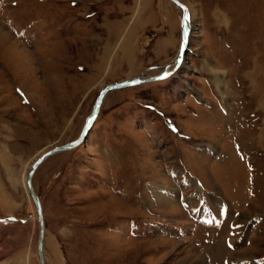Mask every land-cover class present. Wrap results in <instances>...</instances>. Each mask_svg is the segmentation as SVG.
I'll use <instances>...</instances> for the list:
<instances>
[{
    "label": "rangeland",
    "instance_id": "374dc122",
    "mask_svg": "<svg viewBox=\"0 0 264 264\" xmlns=\"http://www.w3.org/2000/svg\"><path fill=\"white\" fill-rule=\"evenodd\" d=\"M180 2L185 64L107 93L85 140L35 170L44 264H264V0ZM172 6L0 0V219L23 228L10 250L26 264H39L30 166L78 140L103 87L176 57Z\"/></svg>",
    "mask_w": 264,
    "mask_h": 264
},
{
    "label": "water",
    "instance_id": "95a60500",
    "mask_svg": "<svg viewBox=\"0 0 264 264\" xmlns=\"http://www.w3.org/2000/svg\"><path fill=\"white\" fill-rule=\"evenodd\" d=\"M170 1L177 8L181 9V13H182V20H181V25H180L181 26V28H180V44H179L178 52H177L176 57L166 66L167 68H169V67L171 68L173 66V69L171 71H168V72L165 69H163L162 72H160L159 74L154 75V76H149L146 78L137 77V78H133V79H130L127 81L109 84V85L103 87L101 89V91L99 92L97 98H96L95 104L93 106V109H92L90 115L85 120L83 129L81 131V134H80L78 140L76 142H73V143H68L65 145L54 147L51 150L45 152L44 154H42V156L38 157L34 161L30 170L28 171V174H27L26 180H25V186H26V189L30 195V198H31V200L35 206L36 216H37V221H38V226H39V241H38V245H37V254H38L39 264H44L43 239H44V234H45V224H44V218H43L41 203H40V201H39V199H38V197H37V195H36V193L32 187V177L34 175V172L37 169V167L46 158L52 156L53 154L59 153V152L74 149V148L78 147L85 140L86 134L88 133L91 125L93 124V122H94V120L98 114L101 102L108 92L118 90V89H122V88H126V87L139 85V84H143V83L158 81V80H161V79H158V77L167 78V77L171 76L174 72L179 70L181 62H182L183 57H184V54L186 52L187 38H188V34H189V32L186 28L185 22H184V18L187 14V10H186L185 5L183 3H181L180 1H178V0H170Z\"/></svg>",
    "mask_w": 264,
    "mask_h": 264
},
{
    "label": "crops",
    "instance_id": "0c3cea01",
    "mask_svg": "<svg viewBox=\"0 0 264 264\" xmlns=\"http://www.w3.org/2000/svg\"><path fill=\"white\" fill-rule=\"evenodd\" d=\"M170 6V4H169ZM173 7V6H172ZM167 6H165V11L167 10ZM177 11V9H176ZM167 12V11H166ZM180 21V20H179ZM121 22H125L124 20H122ZM134 29L132 30H128L126 31L124 37H123V40L125 42H127L128 46L126 45L125 46V49L126 51L122 48V50L120 51L121 53H123L124 55H128V64L131 63L132 60H129L130 57H132L133 54H136L135 51H136V48L133 45V34H134ZM167 45L169 42H166ZM160 44V43H159ZM157 44V46L159 45ZM171 45V50H174V54L177 52L178 50V47H179V41L177 40L176 44H175V41H171V43H169ZM164 50V54L168 55L167 53H169L170 49H168L167 47L163 49ZM127 59V58H126ZM171 58L169 60H167L166 62L170 61ZM165 62V63H166ZM138 63L135 61L134 62V68H138ZM162 65V64H161ZM160 65V66H161ZM164 65V64H163ZM162 65V66H163ZM157 73H154V74H143L145 76H151V75H155ZM131 76V75H130ZM130 76H127V78H130V79H133L131 78ZM42 164V163H41ZM40 164V165H41ZM39 165V166H40ZM38 166V167H39ZM37 167V168H38ZM37 170V169H36ZM0 189H1V184H0ZM12 203L11 199L8 197V195H4L1 193L0 191V206H3V205H8ZM17 221L14 219L12 220H3V219H0V238H2V240L4 239V241L8 240V244L7 246L5 247V251L4 252H0V260L3 258L4 261L3 264H26V259L24 260L22 257L24 256V251H22L21 253H18V255L16 256L15 254L12 253V251L10 250L11 246L14 245L15 248L19 247L18 249H22L23 246L25 247V243L22 241V242H17V238H16V235H18L19 232L22 231L23 228H20L19 226H15L14 223H16ZM20 236V235H19ZM18 236V237H19ZM47 238V237H46ZM45 246V244H44ZM24 250V249H23ZM56 255H58V253L54 254L55 258H56ZM16 257V258H14ZM19 258V259H18ZM1 262V261H0ZM1 264V263H0Z\"/></svg>",
    "mask_w": 264,
    "mask_h": 264
},
{
    "label": "bare ground",
    "instance_id": "6f19581e",
    "mask_svg": "<svg viewBox=\"0 0 264 264\" xmlns=\"http://www.w3.org/2000/svg\"><path fill=\"white\" fill-rule=\"evenodd\" d=\"M176 9H178V10H181V9H179V8H177L170 0H168ZM178 1H180V0H178ZM182 3V2H181ZM184 4V3H183ZM185 5V4H184ZM185 7H186V10H187V14H186V16H185V18H184V22H185V25H186V28H187V30H188V32H189V34H188V38H189V35H190V30H191V28H190V20H189V14H190V12H189V9H188V7L185 5ZM181 20H182V13H181V15H180V23H181ZM188 38H187V46H186V52H185V54H184V57H183V60H182V62H181V65H180V68H181V66H183L185 63V61H184V59L186 58V56H187V47H188ZM179 48V47H178ZM177 52H178V50H177ZM177 55V54H176ZM170 63V62H169ZM179 68V69H180ZM163 69H165L167 72L168 71H171L172 69H173V66L171 67V68H167V67H162L161 68V71L160 72H162V70ZM159 72V73H160ZM158 72H157V74H159ZM157 74H155V75H157ZM151 76H154V75H151ZM146 77H149V76H145V75H140L139 76V78H146ZM144 84V83H143ZM222 88V87H221ZM109 93V92H108ZM89 132V131H88ZM86 136H87V134H86ZM77 141V140H76ZM76 141H74V142H76ZM51 150V149H50ZM72 150V149H71ZM67 151H69V150H67ZM63 152H65V151H63ZM60 153V152H59ZM56 154H58V153H56ZM53 155H55V154H53ZM52 155V156H53ZM42 156V155H41ZM40 157V156H39ZM51 157V156H50ZM49 158V157H48ZM34 163V162H33ZM32 163V164H33ZM32 166V165H31ZM31 166H30V168H31ZM30 168H29V170H30ZM28 174V173H27ZM27 176V175H26ZM25 180H26V177H25ZM32 187H33V184H32ZM25 188H26V186H25ZM33 189H34V187H33ZM27 190V189H26ZM34 191H35V189H34ZM28 192V191H27ZM35 193H36V191H35ZM154 196L153 197H158V192H156V190H154ZM36 195H37V193H36ZM28 197H30V195H29V193H28ZM38 197V196H37ZM46 233V232H45ZM43 242H44V239H43Z\"/></svg>",
    "mask_w": 264,
    "mask_h": 264
},
{
    "label": "snow or ice",
    "instance_id": "6c2138e0",
    "mask_svg": "<svg viewBox=\"0 0 264 264\" xmlns=\"http://www.w3.org/2000/svg\"><path fill=\"white\" fill-rule=\"evenodd\" d=\"M167 75V74H166ZM165 77H158V79H164Z\"/></svg>",
    "mask_w": 264,
    "mask_h": 264
}]
</instances>
